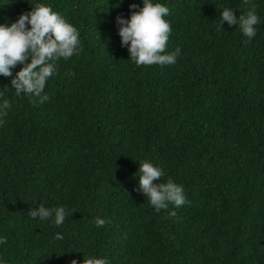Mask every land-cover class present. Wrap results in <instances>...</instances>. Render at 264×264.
I'll use <instances>...</instances> for the list:
<instances>
[{"label": "trees", "instance_id": "trees-1", "mask_svg": "<svg viewBox=\"0 0 264 264\" xmlns=\"http://www.w3.org/2000/svg\"><path fill=\"white\" fill-rule=\"evenodd\" d=\"M150 2L169 9L172 65L137 66L121 46L116 17L143 0H0V25L43 4L79 33L47 101L16 95L23 65L0 76V264H264V0H250V41L220 23L244 0ZM145 160L187 203L157 213L135 190ZM40 204L70 215L31 218Z\"/></svg>", "mask_w": 264, "mask_h": 264}, {"label": "clouds", "instance_id": "clouds-1", "mask_svg": "<svg viewBox=\"0 0 264 264\" xmlns=\"http://www.w3.org/2000/svg\"><path fill=\"white\" fill-rule=\"evenodd\" d=\"M244 3L249 6L246 14L237 18L234 10L226 7L221 13L220 23L222 25L227 22L229 26L239 25L243 35L250 41L256 35L255 26L259 23V18L256 14V5L250 0H244ZM129 11L131 13L129 19L119 15L116 17L114 29L118 28L121 46L127 47L130 60L137 66L174 64L180 54L179 48L173 53L162 54L165 52L171 32L170 23L164 19L169 14V9L159 3L153 4L150 0H143L142 8L132 3ZM78 45L77 29L50 7L37 4L32 11L22 13L11 26L0 25V76L11 77L12 70L18 64L23 65L16 73L15 79L11 80L16 95L22 92L33 94L39 98L40 103H43L49 99L47 95L41 94L46 81L55 71V61L59 58H70ZM9 107V101L5 100L3 108ZM138 173L139 186L135 190L148 197L157 213L161 209H166L169 203L176 207L187 203L182 185L174 183L171 179L167 183H154L160 181L164 175L161 168L145 160L140 164ZM53 213L57 226L63 224L65 218L70 215L64 207L50 209L43 204L28 211L31 218L38 217L42 221L51 217ZM170 215L175 216L176 213L172 212ZM95 223L98 227H103L106 221L97 218ZM55 238L61 240L63 236L58 233ZM6 242V238H0V244ZM71 264H78V261L73 259ZM83 264H109V261L106 258L84 257Z\"/></svg>", "mask_w": 264, "mask_h": 264}]
</instances>
